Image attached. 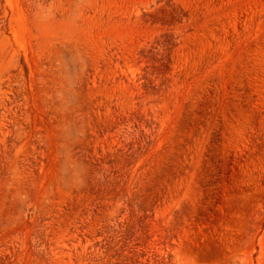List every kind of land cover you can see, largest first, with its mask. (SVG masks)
I'll return each instance as SVG.
<instances>
[{"label": "rangeland", "instance_id": "374dc122", "mask_svg": "<svg viewBox=\"0 0 264 264\" xmlns=\"http://www.w3.org/2000/svg\"><path fill=\"white\" fill-rule=\"evenodd\" d=\"M0 264H264V0H0Z\"/></svg>", "mask_w": 264, "mask_h": 264}]
</instances>
